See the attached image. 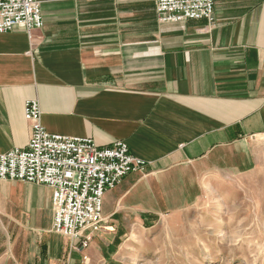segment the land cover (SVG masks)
<instances>
[{
	"label": "crops",
	"instance_id": "0c3cea01",
	"mask_svg": "<svg viewBox=\"0 0 264 264\" xmlns=\"http://www.w3.org/2000/svg\"><path fill=\"white\" fill-rule=\"evenodd\" d=\"M39 1L43 28L0 34V154L27 147L31 100L53 135L126 142L147 167L104 196L118 228L183 210L221 175L252 169L247 139L264 134V0H214L212 23H161L156 0ZM0 216L41 264L114 257L107 234L81 249L53 232L46 186L0 181Z\"/></svg>",
	"mask_w": 264,
	"mask_h": 264
},
{
	"label": "rangeland",
	"instance_id": "374dc122",
	"mask_svg": "<svg viewBox=\"0 0 264 264\" xmlns=\"http://www.w3.org/2000/svg\"><path fill=\"white\" fill-rule=\"evenodd\" d=\"M247 145L252 169L221 175L183 210L143 215L118 228L103 204L97 235L107 234L114 247L105 264H264V134ZM18 231V223L0 216V264H26V254L30 264H41L31 241L28 249L16 241Z\"/></svg>",
	"mask_w": 264,
	"mask_h": 264
},
{
	"label": "built area",
	"instance_id": "2783aa9c",
	"mask_svg": "<svg viewBox=\"0 0 264 264\" xmlns=\"http://www.w3.org/2000/svg\"><path fill=\"white\" fill-rule=\"evenodd\" d=\"M156 6L161 23L214 22V0H156ZM43 26L39 0H0V34L15 29L31 32ZM24 115L31 126V139L26 148L0 154V181H23L50 188L53 232L86 249L103 228L106 192L128 175L144 172L147 163L135 157L124 141L105 149L92 139L49 133L41 123V108L36 100L27 101Z\"/></svg>",
	"mask_w": 264,
	"mask_h": 264
}]
</instances>
